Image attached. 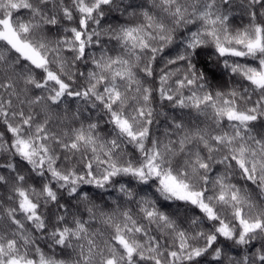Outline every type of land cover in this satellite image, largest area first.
I'll use <instances>...</instances> for the list:
<instances>
[{"label": "snow or ice", "instance_id": "snow-or-ice-1", "mask_svg": "<svg viewBox=\"0 0 264 264\" xmlns=\"http://www.w3.org/2000/svg\"><path fill=\"white\" fill-rule=\"evenodd\" d=\"M0 264H264V0H0Z\"/></svg>", "mask_w": 264, "mask_h": 264}, {"label": "trees", "instance_id": "trees-1", "mask_svg": "<svg viewBox=\"0 0 264 264\" xmlns=\"http://www.w3.org/2000/svg\"><path fill=\"white\" fill-rule=\"evenodd\" d=\"M218 81H219L220 83H225L227 86H231V85L228 83V81H229V77H228L227 75H225V76H223V77H218ZM214 83H216V82H214ZM73 107H75V106L73 105ZM161 132H162V129H161ZM241 183H243V182H241ZM90 191H96V190H94V189H90ZM112 195H113V197L115 198V197L117 196V193L113 192ZM109 204H110V202H109ZM106 210H110V208H108V209H106Z\"/></svg>", "mask_w": 264, "mask_h": 264}]
</instances>
